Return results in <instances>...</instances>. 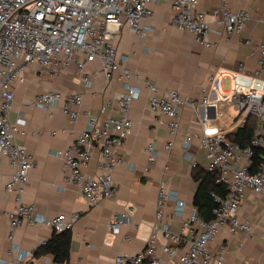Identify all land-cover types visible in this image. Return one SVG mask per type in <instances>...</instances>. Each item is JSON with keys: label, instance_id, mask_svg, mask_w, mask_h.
I'll return each instance as SVG.
<instances>
[{"label": "built area", "instance_id": "2783aa9c", "mask_svg": "<svg viewBox=\"0 0 264 264\" xmlns=\"http://www.w3.org/2000/svg\"><path fill=\"white\" fill-rule=\"evenodd\" d=\"M156 1L159 0H0V154L7 158L12 169L8 180L2 184L3 190L15 201L14 209L7 213L10 229L28 224L62 232L70 230L79 218L77 212L47 217L38 212L34 203H25L21 199L34 159L15 139L18 125L25 122L23 117L11 121L9 116L15 86L26 82V73L31 66L54 77L73 65L78 82L89 88L91 79L85 64L95 61L106 79L115 73L130 78L128 56L117 52L116 39L124 26L137 36L145 37L149 27L141 23L152 18L150 5ZM197 3L198 0H171L170 22L173 27L193 34L207 47L210 25ZM214 15V23L222 27L226 35L240 34L249 19L248 11L233 10L225 2ZM242 44L250 50V55L256 54L257 69L253 74H232L228 91L222 89V77L216 74L208 76L209 85L201 88L198 100L183 97L177 89L162 91L150 81H142L148 93L147 107L159 122L165 123L170 137L175 138L178 133L181 107L192 109L200 133L185 134L182 146L187 148L194 138L197 139L206 159L205 169L218 171L216 182L223 184L226 192L222 196L211 193L216 206L213 218L206 221L198 217L194 207L185 214L186 203L178 192L160 184L154 202V218L144 246L135 253L118 252L112 264H228L224 257L225 244H219L214 252L210 249L219 230L226 228L230 234L239 235L251 232L250 220L241 219L238 210L246 190L264 195V159L255 171H250L251 147H264V78L260 77L264 73V44L254 46L250 40ZM140 91L139 87L126 83L124 92L105 100L97 113L85 114L84 128L74 143L54 153L63 159L66 182L76 187L89 206L116 195L112 171L123 162L121 148L132 126L129 113ZM30 102L43 109L59 105L62 115L74 121L79 115L81 95L52 90L35 95ZM226 104L238 110L242 123L249 115L258 118L259 126L250 146L240 147L228 139L227 132L212 125L209 108ZM171 144L168 142L165 149ZM95 149L99 152L98 173L89 175L85 169L91 163ZM146 152L152 159L151 143L147 144ZM177 218L180 219L179 232L171 227L172 219ZM128 223L129 215L118 212L109 218L107 230L119 233ZM122 238V241L130 240L128 234ZM13 249L8 251V259H1L0 264H57L47 256L16 257ZM245 264L255 263L246 261Z\"/></svg>", "mask_w": 264, "mask_h": 264}, {"label": "crops", "instance_id": "0c3cea01", "mask_svg": "<svg viewBox=\"0 0 264 264\" xmlns=\"http://www.w3.org/2000/svg\"><path fill=\"white\" fill-rule=\"evenodd\" d=\"M222 2L233 10L248 11L249 19L240 34L226 35L222 27L214 23V11ZM150 6L152 18L141 23L149 27L145 37L137 36L124 26L116 39L117 52L128 56L130 78L115 73L106 79L98 62L86 63L85 69L91 79V86L86 88L78 82L73 65L54 77L31 66L26 73V82L14 88L9 116L11 121L19 116L25 121L18 125L15 139L34 159L22 201L34 203L38 212L47 217L79 213L70 229L69 259L65 264H112L118 252L140 250L149 235L156 192L162 183L177 191L185 201V214L193 207L198 185L194 175L197 169H205L206 159L196 138L187 148L181 141L187 133H200L194 112L188 106L181 107L178 133L175 138L170 137L165 123L159 122L147 107L148 93L142 81L148 80L162 91L177 89L183 97L198 100L201 88L209 85L210 74L230 78L240 72L253 74L257 69L256 54L250 55V50L242 43L250 40L254 46L264 44V0H198L197 7L204 12L210 25L207 47L190 32L171 25V0H159ZM260 77L264 78V73ZM126 83L139 87L141 91L131 105V131L121 148L123 162L112 171L117 192L113 198L89 206L76 187L66 182L63 159L54 153L74 143L84 128L85 114L97 113L105 100L124 92ZM52 90L81 95L79 115L74 121L62 115L59 105L48 109L31 105L35 95ZM208 115L213 119L212 125L227 134H234L244 123L240 121L238 110L230 104L211 106ZM168 142L172 144L165 149ZM149 143L153 146L152 159L146 152ZM98 160L99 152L95 149L92 161L85 169L87 174L98 173ZM11 171L7 158L0 154V260L8 259L11 248H14L12 253L16 257L35 258L33 252L41 242L50 238L53 230L28 224L10 229L7 213L14 209L15 201L3 190L2 184L8 180ZM118 212H126L130 223L123 225L119 233H112L107 230V222ZM238 216L250 220L251 232L247 235L230 234L226 228H221L210 244L211 251L222 243L227 246L224 257L228 264H245L246 261L264 264V195L246 190L239 203ZM179 224L180 219H172L174 231H180ZM124 234L130 236L129 241H122ZM160 242L164 241L160 239ZM41 256L52 259L48 254L37 257Z\"/></svg>", "mask_w": 264, "mask_h": 264}, {"label": "trees", "instance_id": "16d2710c", "mask_svg": "<svg viewBox=\"0 0 264 264\" xmlns=\"http://www.w3.org/2000/svg\"><path fill=\"white\" fill-rule=\"evenodd\" d=\"M258 125V118L249 115L243 125L234 134H227V137L232 142L239 144L240 147L250 146V141ZM251 148L252 168L250 171H255L259 163L264 159V147L253 146ZM217 178V170L209 172L206 169H197L194 175V180L198 185L193 196L192 204L198 217L206 221L213 218V209L216 206L211 193L222 196L226 192L225 186L216 182ZM70 240V230L62 232L53 231L50 238L35 249L33 255L37 257L48 254L52 256V260L57 264H65L69 259Z\"/></svg>", "mask_w": 264, "mask_h": 264}, {"label": "rangeland", "instance_id": "374dc122", "mask_svg": "<svg viewBox=\"0 0 264 264\" xmlns=\"http://www.w3.org/2000/svg\"><path fill=\"white\" fill-rule=\"evenodd\" d=\"M230 78L226 77V78H222V89L224 91H228L230 88Z\"/></svg>", "mask_w": 264, "mask_h": 264}]
</instances>
